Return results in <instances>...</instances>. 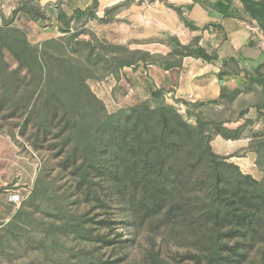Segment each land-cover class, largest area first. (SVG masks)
<instances>
[{
    "label": "trees",
    "instance_id": "1",
    "mask_svg": "<svg viewBox=\"0 0 264 264\" xmlns=\"http://www.w3.org/2000/svg\"><path fill=\"white\" fill-rule=\"evenodd\" d=\"M145 1L164 2L125 0L100 17L99 0L71 15L40 0H21L10 18L0 3V134L29 144L43 161L30 195L0 224V264H122L135 259L131 251L141 236L151 245L153 264H163L157 249L164 245L181 264H264V140L251 148L261 180L213 144L219 136L240 140L253 125L245 119L249 106L238 118L224 116L242 91L223 85L216 100L180 101L182 112L164 88L152 86L147 100L111 113L89 84L120 80L126 68L168 71L187 56L220 60L198 38L183 45L169 36L173 52L167 56L82 38L90 22L110 23ZM192 1L211 7L225 2L224 18H248L264 34V0ZM167 4L183 16L181 7ZM49 9L59 35L33 42L13 25L20 14L35 26L48 21ZM229 65L221 81L235 72ZM263 68L249 88H261L252 107L264 120ZM212 105L223 111L204 113ZM256 137L264 138V131Z\"/></svg>",
    "mask_w": 264,
    "mask_h": 264
},
{
    "label": "rangeland",
    "instance_id": "2",
    "mask_svg": "<svg viewBox=\"0 0 264 264\" xmlns=\"http://www.w3.org/2000/svg\"><path fill=\"white\" fill-rule=\"evenodd\" d=\"M20 1L21 0H0L7 18H10L13 10L18 7ZM40 1L43 2L44 0ZM90 2L91 0H67V2L58 0L55 2V7L71 14L75 7L79 5L85 6L88 3L90 4ZM158 2L164 3L169 9L178 14L176 10L168 6L166 0H164V2H149L150 6L153 8L149 16L146 10H143L144 5L132 4L121 11L110 23L90 22L85 27L84 31L86 32L82 35V38L90 39L95 37L99 41L127 45L131 49H140L143 51L156 50L158 48L163 49V47H160V44L164 45V42L165 46L168 47V38L159 30L160 26L157 21L158 8L156 5ZM62 4H64V6H62ZM181 8L184 12L183 16H179V14L178 16L183 29H186L185 31H189L190 33L196 32V36H193L191 41L193 42L198 38L209 52L216 53L220 49L223 41L211 38L210 35L213 33L211 31H205V29L202 28L205 25L203 21H195L193 19L195 15L190 17L189 11H187L185 7ZM103 11L104 10L100 6L99 14L101 16L103 15ZM48 13L50 19L48 21L39 22L36 26L23 14L15 18L13 25L24 29L33 42L59 35L57 20L53 9H49ZM196 24L198 26H196ZM189 25H194L199 30L193 31ZM247 26L256 28L258 31L256 35H260L261 37L263 34L257 25L250 23L247 24ZM248 37L249 32L246 30L244 38L247 40ZM242 55L241 59L248 62L249 65L244 67V70H241L238 75H234V81H232L233 79L230 80L231 77L227 78L236 89L242 91V94L232 108L227 109L224 116L238 118L239 113L249 106L250 112L246 115L245 119H253L254 123L248 128L246 134L238 140V142L227 141L222 137H217L213 141V144L218 154L230 157L228 162L238 165L243 173L250 174L255 179L261 180L263 176L256 163V154L251 151V148L264 140V138L260 139L256 137L258 133L264 131L263 116L256 108L252 107L259 101L262 95L261 88L255 90L250 89L249 86L252 83L251 80H253L250 76L254 74V68L257 66L255 63L257 62L256 60L258 59L262 62L264 61V57L259 53L250 54L247 49L243 50ZM254 57L256 59H254ZM155 72L153 68L145 66H139L136 69L126 68L120 80L108 77L103 80H92L89 84L93 92L104 101L108 111L113 113L122 107L147 100L149 97V88L155 84ZM166 98L170 99L169 96H166ZM178 108L184 112L183 107L178 106ZM202 110L206 114H214L216 111H223L222 108L214 105L206 106L202 108ZM191 122H194V120L192 119ZM42 164L43 161L41 157L29 144L22 147L10 136L0 134V224L8 223L16 214L22 202L30 195L36 178L42 169ZM117 232L123 233L125 239L131 238L129 230L120 229ZM150 248L151 245H148L146 238L144 236L139 237L135 248L131 251V255L134 256L135 259L132 261L126 260L122 264H153L152 258L148 256ZM170 249H172V247ZM157 250L161 252L160 263L181 264L177 263L175 260L176 258H170V256L174 254V252H172L173 249L170 250V252L168 247L164 245ZM180 252L183 251L180 250ZM151 253H153V251ZM114 259L115 257H112V260Z\"/></svg>",
    "mask_w": 264,
    "mask_h": 264
},
{
    "label": "crops",
    "instance_id": "3",
    "mask_svg": "<svg viewBox=\"0 0 264 264\" xmlns=\"http://www.w3.org/2000/svg\"><path fill=\"white\" fill-rule=\"evenodd\" d=\"M57 1L58 0H44V3L42 1L40 2L43 7H46L47 5L55 6V2ZM92 1L93 0H91L90 4L88 3L85 6L79 5L75 7L74 10L77 8L86 9L92 4ZM124 1L125 0H99V8L101 6L104 11L103 15L101 16L98 10V15L103 17L106 9L112 8L114 5ZM166 1L170 5H174L176 7H185L187 11H189L190 17L195 15L193 18L195 21H203L205 24L202 27L203 29H205L204 27L207 25H212L210 30L205 29V31H211L213 33L210 35L211 38H216L217 40L223 41L220 49L216 52L220 56V60L217 62L207 63L201 59L187 56L183 58L181 67L172 68L168 71L162 70L157 66H148L149 68H153V70L156 71L154 85L159 88H164L167 91L166 96L170 97V99L166 98L167 101L169 103L183 107L184 112L186 110V106L180 101H186L189 103L209 102L220 97L223 85H226L231 89H236V87L230 83V80L233 79L232 81H234V75H238L241 70H244V67L249 65L248 62L241 59L244 49H247L250 54L259 53L263 55L262 57H264V34H262L260 37V35H256L258 32L256 28H250V26H247V24L250 23L255 25H257V23L255 21L249 20L248 18L241 20L234 18H224L223 15L226 10L225 2H220L216 7H211L210 4L205 5L194 3L192 0ZM63 2H67V0H63ZM210 2L212 3L214 0H210ZM156 5L158 8L157 21L160 26L159 30H161L167 38H169V36H175L183 45L191 44V38L196 36V32L190 33L189 31H185L186 29H183L178 14L175 13V11L169 9L164 3L158 2ZM62 6H64V4H62ZM142 6L143 10L145 9L147 15L149 16L151 10H153V8L150 6V3L145 1ZM216 25H222L223 30L218 31V29L215 27ZM196 26L198 25L196 24ZM246 30L249 32V37L247 40L244 38ZM168 45V47L165 46L164 42V45L160 44V47H163V49L158 48L156 50H149L148 52L167 56L173 52V46H171L170 43H168ZM199 45L204 47L200 41ZM254 59L256 58L254 57ZM225 61L234 63L229 65L231 68H234L235 65L236 66L235 72L233 71L231 74L224 76V84H222L219 74L225 70ZM256 61L257 62L255 63L257 66L254 68V74L250 76L251 79L253 78L251 82H254L257 77L256 69L260 65L264 66V61L261 62L258 59ZM228 77H231V79L227 80ZM234 142H238V140Z\"/></svg>",
    "mask_w": 264,
    "mask_h": 264
},
{
    "label": "water",
    "instance_id": "4",
    "mask_svg": "<svg viewBox=\"0 0 264 264\" xmlns=\"http://www.w3.org/2000/svg\"><path fill=\"white\" fill-rule=\"evenodd\" d=\"M222 84H224V82L222 81Z\"/></svg>",
    "mask_w": 264,
    "mask_h": 264
}]
</instances>
